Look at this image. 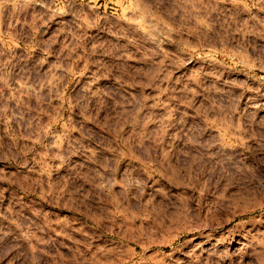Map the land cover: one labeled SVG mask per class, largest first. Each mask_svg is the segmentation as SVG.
Returning a JSON list of instances; mask_svg holds the SVG:
<instances>
[{"label": "rangeland", "instance_id": "obj_1", "mask_svg": "<svg viewBox=\"0 0 264 264\" xmlns=\"http://www.w3.org/2000/svg\"><path fill=\"white\" fill-rule=\"evenodd\" d=\"M0 264H264V0H0Z\"/></svg>", "mask_w": 264, "mask_h": 264}]
</instances>
